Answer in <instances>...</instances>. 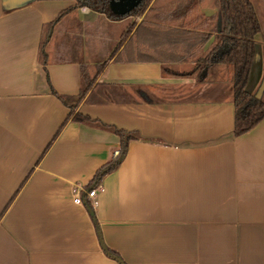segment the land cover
Instances as JSON below:
<instances>
[{
	"label": "crops",
	"instance_id": "obj_1",
	"mask_svg": "<svg viewBox=\"0 0 264 264\" xmlns=\"http://www.w3.org/2000/svg\"><path fill=\"white\" fill-rule=\"evenodd\" d=\"M110 1L0 0V264H120L89 207L126 264H264V117L233 133L228 64L179 74L218 35L213 0H151L139 14ZM250 1L260 28L245 88L264 99V30ZM61 11L40 60L42 26ZM142 20L135 54L151 59H116ZM185 29L210 37L192 48ZM90 78L71 110L58 94ZM110 126L137 136L93 183L119 152ZM97 183L92 208L85 191Z\"/></svg>",
	"mask_w": 264,
	"mask_h": 264
},
{
	"label": "trees",
	"instance_id": "obj_2",
	"mask_svg": "<svg viewBox=\"0 0 264 264\" xmlns=\"http://www.w3.org/2000/svg\"><path fill=\"white\" fill-rule=\"evenodd\" d=\"M108 1L109 0H77V4H86L97 10H106ZM200 1L201 0H189V3L191 6H195ZM150 2L151 0H140V2L131 10V12L134 14L143 12ZM213 3L216 7L215 30L217 31L218 35H215L214 39L206 47V49L195 57L192 68L188 71H181L179 74H190L195 72L197 75H199L203 70L207 72L211 66H214L216 63L220 62L226 63L232 68L231 82L234 103L233 133L237 135L247 131L264 117V99L256 96L252 92L247 91L245 88L250 65L254 55L253 37L254 34L258 32L260 25L254 6L250 0H213ZM63 13L64 11H61L53 21L45 23L42 26L38 51L40 60H43V46L51 34L52 26ZM146 23L147 22L142 20L139 22V24H137L132 33L126 39L120 51H118L117 55L115 56L116 59L127 61L151 59L145 57L141 58L139 56L137 57L134 49L136 34ZM129 31L122 35L123 39L127 36ZM182 31L188 32L191 35L192 48L194 46H198V48H200L210 37L209 32L190 29H185ZM91 83L92 78L87 79V81H82L79 92L76 95L66 96L58 94V97L64 103L68 104L72 110L82 100ZM52 91L56 93L54 90ZM72 117L75 120H86L93 122V119H90L88 116L82 115L79 112H73ZM102 125L108 126L105 124ZM110 128H112L114 132L119 135V152L112 159L104 163L96 170L91 181L93 183L99 181L105 173L117 166L124 156L127 142L131 138H135L137 136V133L134 131L119 129L114 126H110ZM89 212L96 225L99 241L103 249L106 251V253L115 258L120 264H126L115 250L109 248L103 242L94 213L90 207Z\"/></svg>",
	"mask_w": 264,
	"mask_h": 264
},
{
	"label": "built area",
	"instance_id": "obj_3",
	"mask_svg": "<svg viewBox=\"0 0 264 264\" xmlns=\"http://www.w3.org/2000/svg\"><path fill=\"white\" fill-rule=\"evenodd\" d=\"M98 187H100V183H97L95 186H92V187L86 189V191H85V197L88 200L89 205L92 208H94L99 202L98 193H97ZM72 192H73V200L77 203H81L82 198L79 195L78 189L76 187H73Z\"/></svg>",
	"mask_w": 264,
	"mask_h": 264
},
{
	"label": "water",
	"instance_id": "obj_4",
	"mask_svg": "<svg viewBox=\"0 0 264 264\" xmlns=\"http://www.w3.org/2000/svg\"><path fill=\"white\" fill-rule=\"evenodd\" d=\"M139 2H140V0H111L110 5L114 10L119 9V12H123L122 6H125L126 10H128L130 8L133 9ZM256 96H258V95H256Z\"/></svg>",
	"mask_w": 264,
	"mask_h": 264
},
{
	"label": "rangeland",
	"instance_id": "obj_5",
	"mask_svg": "<svg viewBox=\"0 0 264 264\" xmlns=\"http://www.w3.org/2000/svg\"><path fill=\"white\" fill-rule=\"evenodd\" d=\"M254 2H255L254 4H255L257 13L259 14V17H260V20H261V27L264 30V6L260 5L262 3H258L257 0H255Z\"/></svg>",
	"mask_w": 264,
	"mask_h": 264
}]
</instances>
